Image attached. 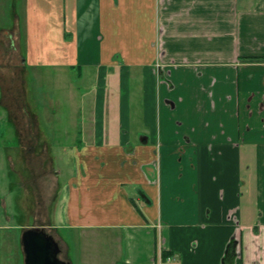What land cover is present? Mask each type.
<instances>
[{
  "label": "crops",
  "instance_id": "obj_1",
  "mask_svg": "<svg viewBox=\"0 0 264 264\" xmlns=\"http://www.w3.org/2000/svg\"><path fill=\"white\" fill-rule=\"evenodd\" d=\"M29 1L0 35V207L64 260L71 230L117 264H264V0Z\"/></svg>",
  "mask_w": 264,
  "mask_h": 264
},
{
  "label": "rangeland",
  "instance_id": "obj_2",
  "mask_svg": "<svg viewBox=\"0 0 264 264\" xmlns=\"http://www.w3.org/2000/svg\"><path fill=\"white\" fill-rule=\"evenodd\" d=\"M29 7V0H0V35L2 30L9 29L17 23L24 27ZM8 50H13V45L9 46ZM44 70L46 69L42 68V72H45ZM38 86L40 85L37 84L35 92L37 100L42 102L46 98L45 83ZM7 212L10 214L11 228L5 229L3 233V246L6 254L3 264H25L21 236L27 229L25 223L28 219H26L24 210L19 208L15 202L13 207L8 209L0 207L1 215ZM64 235L69 244L67 261L71 264H117L121 260L120 242L108 234L92 239V235L87 236L81 231L66 230Z\"/></svg>",
  "mask_w": 264,
  "mask_h": 264
},
{
  "label": "water",
  "instance_id": "obj_3",
  "mask_svg": "<svg viewBox=\"0 0 264 264\" xmlns=\"http://www.w3.org/2000/svg\"><path fill=\"white\" fill-rule=\"evenodd\" d=\"M25 264H71L61 258L60 242L44 227H30L21 236Z\"/></svg>",
  "mask_w": 264,
  "mask_h": 264
},
{
  "label": "trees",
  "instance_id": "obj_4",
  "mask_svg": "<svg viewBox=\"0 0 264 264\" xmlns=\"http://www.w3.org/2000/svg\"><path fill=\"white\" fill-rule=\"evenodd\" d=\"M237 249H236V243H234L233 241L230 243L228 250H227V256H226V260H232L235 256ZM168 256V254L166 252L163 253V258L166 259Z\"/></svg>",
  "mask_w": 264,
  "mask_h": 264
},
{
  "label": "built area",
  "instance_id": "obj_5",
  "mask_svg": "<svg viewBox=\"0 0 264 264\" xmlns=\"http://www.w3.org/2000/svg\"><path fill=\"white\" fill-rule=\"evenodd\" d=\"M169 259H171V258L169 257Z\"/></svg>",
  "mask_w": 264,
  "mask_h": 264
}]
</instances>
